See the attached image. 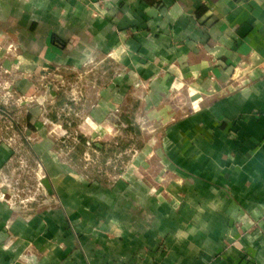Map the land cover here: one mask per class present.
Returning a JSON list of instances; mask_svg holds the SVG:
<instances>
[{"label":"crops","instance_id":"0c3cea01","mask_svg":"<svg viewBox=\"0 0 264 264\" xmlns=\"http://www.w3.org/2000/svg\"><path fill=\"white\" fill-rule=\"evenodd\" d=\"M2 37L33 78L107 70L84 137L129 96L166 122L114 182L33 150L50 202L0 183V264H264V0H0Z\"/></svg>","mask_w":264,"mask_h":264},{"label":"rangeland","instance_id":"374dc122","mask_svg":"<svg viewBox=\"0 0 264 264\" xmlns=\"http://www.w3.org/2000/svg\"><path fill=\"white\" fill-rule=\"evenodd\" d=\"M0 40V145L18 152L12 160L15 167L0 183L19 203L46 206L50 202L53 181L48 161L35 157L33 150L55 149L51 158L72 164L79 176L114 182L141 160L144 147L163 132L166 120L147 115L137 105V96H129L102 118L106 131L84 137L79 125L97 104L99 91L92 82L99 79L101 88L107 70L97 78L89 67L87 73L47 70L33 78L16 58V46L8 38ZM28 82L31 86L19 91ZM41 97L47 100L40 105ZM31 112L35 115L29 120ZM81 129L90 134L98 126L87 118ZM80 136L87 139L84 145Z\"/></svg>","mask_w":264,"mask_h":264},{"label":"trees","instance_id":"16d2710c","mask_svg":"<svg viewBox=\"0 0 264 264\" xmlns=\"http://www.w3.org/2000/svg\"><path fill=\"white\" fill-rule=\"evenodd\" d=\"M125 120H126V122H129V120H128L127 118H125ZM79 139L81 140V142H82L83 145H84V144L86 143V141H87V139H85L83 136H80Z\"/></svg>","mask_w":264,"mask_h":264}]
</instances>
